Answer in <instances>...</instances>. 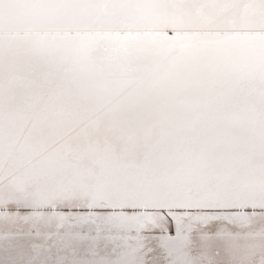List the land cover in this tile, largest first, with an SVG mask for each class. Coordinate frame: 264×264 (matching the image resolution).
<instances>
[{
	"label": "snow or ice",
	"instance_id": "snow-or-ice-1",
	"mask_svg": "<svg viewBox=\"0 0 264 264\" xmlns=\"http://www.w3.org/2000/svg\"><path fill=\"white\" fill-rule=\"evenodd\" d=\"M0 264H264V0H0Z\"/></svg>",
	"mask_w": 264,
	"mask_h": 264
}]
</instances>
